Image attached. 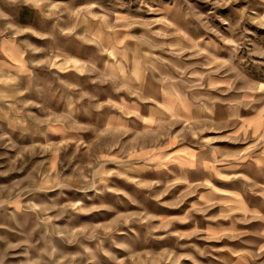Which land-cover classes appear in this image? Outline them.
Returning <instances> with one entry per match:
<instances>
[{"label":"rangeland","instance_id":"1","mask_svg":"<svg viewBox=\"0 0 264 264\" xmlns=\"http://www.w3.org/2000/svg\"><path fill=\"white\" fill-rule=\"evenodd\" d=\"M189 2L0 0L4 264H264V0Z\"/></svg>","mask_w":264,"mask_h":264},{"label":"clouds","instance_id":"2","mask_svg":"<svg viewBox=\"0 0 264 264\" xmlns=\"http://www.w3.org/2000/svg\"><path fill=\"white\" fill-rule=\"evenodd\" d=\"M11 2H13V3L22 2L24 4H27L29 2V0H11ZM228 2H231V0H228ZM237 2H239V0H237ZM176 3L180 4V0H176ZM183 4L188 5V12L186 14V19L187 18H191V19H194V20H197V21H202L203 20V17L196 12L194 6L190 4L189 0H183ZM84 11L88 12L89 10L85 9ZM149 11H156V10L150 8ZM89 14H91V13L89 12ZM161 23L167 25L169 28L175 27L174 24H172L171 22H169L166 19L162 20ZM225 23H227V21H225ZM208 31H213L214 32L215 30L209 28ZM202 41L205 42V46L206 47H208L211 44V38L210 37H208L207 39L204 38V37H201L200 40L195 42V44L198 45ZM224 43L227 44V45L232 46V51H230L228 53V59L220 60V61H218V63H221V64H223L225 66H228L230 68V71L236 73L238 79H243V77L240 74V71H238L236 67L232 66L233 62L235 60L239 59V57L237 55V51L240 48V44L237 43V41L233 40V39H225ZM249 43H252V42L249 41ZM255 47L258 48L259 46H255ZM200 51L203 52L202 49ZM203 54L206 55V56L208 55L207 52H203ZM251 55H256V56L261 58L260 60H253L252 61V63L258 65V69L257 70H259V68L261 66H264V50H259V51L255 52V53H252L250 51V56ZM146 67L150 68L152 71H156V69L151 65V63L147 64ZM114 79L115 78L113 76H104V74L101 73V80H100L101 83L107 82L109 80H114ZM131 82H132L131 80L126 81L125 82V86H127V84H130ZM252 90H261V89H258V88L257 89H244V91H252ZM262 99H264V98H262ZM32 119L36 121V124H43L44 123L43 120H39L36 117H32ZM16 123L21 125L22 133H28L31 130L33 132V134H37V133L43 134V133H40V129L39 128L30 129V127L27 124V121L18 120V121H16ZM98 174L101 175V176L110 175V173H108V172H100L99 169L94 170L90 175L95 178ZM100 182L103 183V180H101ZM92 187H95V183L92 184ZM60 207H61V209H66L68 207H75V206L63 205V206H60ZM51 210H53V209H46V211H51ZM45 222H47V221H45ZM0 240H4V237L0 236ZM69 242H71V241H69ZM27 244H28V241L27 240H23V241H21L20 243H17V244H8V248L9 249H15V248L21 247L22 245H27ZM117 247H123V245H117ZM20 255L28 256V252L25 250L24 252L20 253ZM0 264H4V256L3 255H0ZM22 264H33V262L31 260H28V261L22 262Z\"/></svg>","mask_w":264,"mask_h":264},{"label":"crops","instance_id":"3","mask_svg":"<svg viewBox=\"0 0 264 264\" xmlns=\"http://www.w3.org/2000/svg\"><path fill=\"white\" fill-rule=\"evenodd\" d=\"M13 53V52H12ZM175 99H171L169 98L167 101H174ZM172 103V107L174 112L177 114L178 118L185 121V118H189L190 117V109L181 101H174V102H170ZM148 116H145L144 119H148Z\"/></svg>","mask_w":264,"mask_h":264}]
</instances>
